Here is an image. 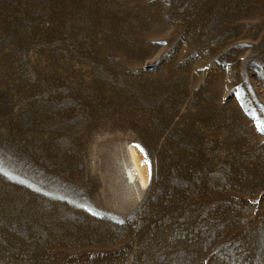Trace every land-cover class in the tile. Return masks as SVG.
<instances>
[{
  "label": "rangeland",
  "instance_id": "374dc122",
  "mask_svg": "<svg viewBox=\"0 0 264 264\" xmlns=\"http://www.w3.org/2000/svg\"><path fill=\"white\" fill-rule=\"evenodd\" d=\"M258 127L264 0H0V264H264Z\"/></svg>",
  "mask_w": 264,
  "mask_h": 264
},
{
  "label": "bare ground",
  "instance_id": "6f19581e",
  "mask_svg": "<svg viewBox=\"0 0 264 264\" xmlns=\"http://www.w3.org/2000/svg\"><path fill=\"white\" fill-rule=\"evenodd\" d=\"M120 162V172L118 173L119 191L123 198L125 197V200L135 201L146 185V167L141 164L134 150L127 153L123 151Z\"/></svg>",
  "mask_w": 264,
  "mask_h": 264
},
{
  "label": "snow or ice",
  "instance_id": "6c2138e0",
  "mask_svg": "<svg viewBox=\"0 0 264 264\" xmlns=\"http://www.w3.org/2000/svg\"><path fill=\"white\" fill-rule=\"evenodd\" d=\"M259 132H261V134H264V128H260V127H258V129H257Z\"/></svg>",
  "mask_w": 264,
  "mask_h": 264
}]
</instances>
